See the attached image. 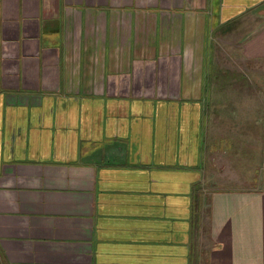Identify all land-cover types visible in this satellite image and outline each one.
<instances>
[{"label":"crops","instance_id":"crops-1","mask_svg":"<svg viewBox=\"0 0 264 264\" xmlns=\"http://www.w3.org/2000/svg\"><path fill=\"white\" fill-rule=\"evenodd\" d=\"M245 19L264 59V0H0V264H264V182L202 190Z\"/></svg>","mask_w":264,"mask_h":264},{"label":"rangeland","instance_id":"rangeland-1","mask_svg":"<svg viewBox=\"0 0 264 264\" xmlns=\"http://www.w3.org/2000/svg\"><path fill=\"white\" fill-rule=\"evenodd\" d=\"M257 27L245 19L232 28L233 35L226 34V27L219 32L220 40L215 41L214 73L217 71L218 79L216 84H211L205 161L216 160L217 167L211 171L221 172L225 176L223 181L238 183L205 185L202 190L206 198L217 189H263L264 59L248 61L242 53L248 35ZM256 204L264 208V200ZM262 231L263 228L257 231L256 241L262 240ZM260 247L256 250L255 264H263Z\"/></svg>","mask_w":264,"mask_h":264},{"label":"trees","instance_id":"trees-1","mask_svg":"<svg viewBox=\"0 0 264 264\" xmlns=\"http://www.w3.org/2000/svg\"><path fill=\"white\" fill-rule=\"evenodd\" d=\"M194 264V263H193Z\"/></svg>","mask_w":264,"mask_h":264}]
</instances>
